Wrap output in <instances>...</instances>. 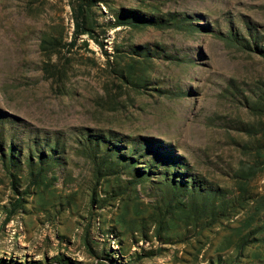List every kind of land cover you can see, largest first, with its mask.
I'll return each instance as SVG.
<instances>
[{"label": "rangeland", "instance_id": "rangeland-1", "mask_svg": "<svg viewBox=\"0 0 264 264\" xmlns=\"http://www.w3.org/2000/svg\"><path fill=\"white\" fill-rule=\"evenodd\" d=\"M70 2L0 0V147L14 144L20 160L17 193L0 151V264H264V57L254 49L264 47V0H94L102 45L83 35L73 46ZM128 10L182 23L110 27ZM61 35L53 76L40 44ZM133 60L137 84L119 75ZM95 134L138 148L139 166L154 140L160 158L182 157V170L243 201L214 225L158 235L148 218L158 183L131 186L128 171L98 180L86 143ZM51 147L56 161L33 184L26 159Z\"/></svg>", "mask_w": 264, "mask_h": 264}, {"label": "trees", "instance_id": "trees-1", "mask_svg": "<svg viewBox=\"0 0 264 264\" xmlns=\"http://www.w3.org/2000/svg\"><path fill=\"white\" fill-rule=\"evenodd\" d=\"M70 5L73 11V40L70 45L73 46L77 39L83 35L96 41L102 45L95 36L96 20L93 18L92 6L94 0H70ZM127 13L117 15L110 27L131 26L135 29L156 27L164 28L171 26L178 22L176 15L168 14L166 18H154L148 15L141 14L137 10H128ZM182 23V22H181ZM227 39L238 43L246 48H252L251 44L243 36L233 34L226 35ZM64 41L63 36H49L42 39L40 48L48 57L43 70L50 73L52 66L57 68V64L53 63V56L57 52V47ZM254 49L264 57V47L255 45ZM140 55L145 54V51L139 47ZM144 56V55H143ZM137 63L135 60L128 62L120 71V77L127 83L137 84L138 76ZM51 74V73H50ZM54 76V74H51ZM140 77V76H139ZM261 107L264 106V89L259 95L258 103ZM87 153L89 157L96 163V177L101 179L107 174H119L122 171H128L131 178L128 183L136 187L138 184H144L154 181L158 183L162 190V197L157 205L153 208L148 218L155 226V231L158 235L169 231L176 226L177 223H182L185 227H199L200 224L205 223L206 226L214 225L221 219L232 217L238 210L237 205H241L243 201L241 197L230 198L228 191L221 190L210 184H207L203 179L193 176L187 170H182L187 167L185 161L180 156H173L167 153V157L160 158L158 153L159 144L150 140L148 143L155 150L154 157L144 162V166H139L140 158L142 157L140 150L136 147L131 148L130 152H122L121 144H118L111 139L99 134L89 135L87 138ZM2 161L4 162L6 171L13 178V189L19 193L17 176L14 172V167H19L20 160L14 144H11L7 151L0 147ZM51 154H46L40 151L38 157L29 156L26 159V166L30 176L34 177L33 184L39 183L37 179L47 171L50 161H56L54 157L57 147L50 148ZM157 151V152H156ZM157 154V155H156ZM140 156V157H139ZM162 163V165H161ZM162 167V168H161ZM121 168L122 170H118ZM153 177H157L154 180ZM243 178V176H239ZM37 179V180H36ZM245 179V178H244ZM244 189L245 186L240 187ZM126 189V188H125ZM129 189V187H127ZM126 189V190H127ZM121 192V190H120ZM24 194L29 193V189ZM117 193V192H116ZM93 196L97 195V188L93 190ZM244 195V194H243ZM119 194H115L117 198ZM113 197V198H114ZM24 198H19L13 207L9 210L10 214L16 212L23 205ZM93 197V202H96ZM5 208V207H4ZM257 233V229L252 230ZM250 241L249 235L242 236L239 248H245ZM57 264H73V262L66 259H57Z\"/></svg>", "mask_w": 264, "mask_h": 264}]
</instances>
